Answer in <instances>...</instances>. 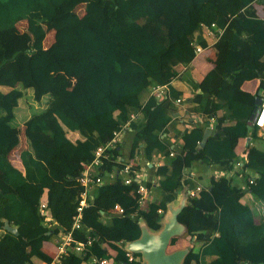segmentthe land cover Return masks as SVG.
Wrapping results in <instances>:
<instances>
[{
    "label": "trees",
    "instance_id": "trees-1",
    "mask_svg": "<svg viewBox=\"0 0 264 264\" xmlns=\"http://www.w3.org/2000/svg\"><path fill=\"white\" fill-rule=\"evenodd\" d=\"M255 2L264 6V0H0V167L12 189L0 187V264H41L44 243L55 240L58 248L68 232L84 249L62 255L60 264H93V257L108 256L115 264H130L123 242L142 234L140 225L128 226L132 216H141L153 231L162 228L168 204L152 200L142 206L141 183L135 181L140 166L122 159L120 143L101 156L102 183L81 212L79 178L96 150L133 114L135 153L143 151L151 161L156 151H168L163 139L168 96L158 99L151 92L141 105L138 100L175 77L167 71L166 55L184 65L192 62L197 49L191 35L203 25L221 30L215 46L224 55L193 97L199 112L213 114L214 132L200 146L205 130L195 125L186 131L181 151L157 169L160 186L174 193L183 171L196 161L229 171L241 162L235 174L244 182L213 177L189 196L178 215L187 234L173 237L168 249L191 245L182 264H264V131L248 129L259 93L243 88L259 79L264 93V17ZM21 21L26 31L17 36ZM49 31L54 40L45 47ZM8 38L21 39L22 54H10ZM28 89L33 100L48 99L29 117ZM16 118L23 120L28 142L18 153L20 165L10 157L21 124L15 125ZM128 186L134 194L123 200ZM30 188L38 199L27 197ZM77 217L80 226L74 227ZM5 218L19 226L18 235L4 228ZM136 256L133 264H143Z\"/></svg>",
    "mask_w": 264,
    "mask_h": 264
},
{
    "label": "crops",
    "instance_id": "crops-1",
    "mask_svg": "<svg viewBox=\"0 0 264 264\" xmlns=\"http://www.w3.org/2000/svg\"><path fill=\"white\" fill-rule=\"evenodd\" d=\"M255 6L258 9L260 16L264 17V6L260 2H255ZM17 28L18 27L16 25V31ZM15 33L17 36L19 34H23L21 31L19 33ZM216 33V28L203 25L191 35V41L197 49V54L188 65L177 62L171 55H166L164 58L168 73H175V77L172 79L170 84L166 85V93L164 94V96L167 95L169 99L167 112L170 116V121L167 124L165 133L163 134V139L169 146L168 151H156L153 155V159L148 161L144 156L143 151L141 154H136L133 150V140L137 134L136 130L130 126L129 128L124 129L118 136L117 143H120L121 146L120 152L122 159L130 161L132 164H139L140 166V168L136 170L135 181L140 182L146 187L149 184L151 185L150 187H147L146 199L142 203V206L145 208L147 202L152 200H163L168 204V210L162 213L163 224L170 215L169 208L171 206L173 208L181 207L182 204L188 201V197L192 192L198 193L199 190L208 187L211 178L223 175H232L226 167L220 165H207L200 161H196L190 169H185L183 171L182 181L179 188L172 194H166L160 186V180L163 178V175L157 174L159 166L168 165L173 156H175V153L181 151L184 143L183 136L186 131L191 129L193 126L198 125L205 131L207 129H211L212 133L214 132L213 114L211 112H199L197 110L196 102L193 101V97L197 92H199L198 83L201 78L224 57L222 51L215 46V42L217 40L215 38ZM53 39L54 37L52 36L50 38L48 37V39L46 38L44 42L45 47H48L53 42ZM262 60L264 61V58ZM76 81L77 78L72 77V84ZM259 85V79H253L246 81L243 88L252 93L258 92L262 94V90L259 89ZM152 90L145 93L142 96V100L139 98V105L146 101L147 95H150ZM42 102H45V98ZM27 112L26 116H31V112ZM137 118L138 116L136 115L135 119ZM23 128L24 125L21 123L16 130L18 142L11 149L10 154L11 159L16 161V164L18 165H20L17 160L18 153L20 150L22 151L23 149L28 148V142ZM239 149H241V144ZM170 152L173 154H170ZM4 174L3 169L0 167V187H2L5 191H11L12 189L3 181ZM113 175H115V173L107 174L105 175V179L109 180V178H112ZM232 177L235 178V181L238 184H243L244 180L241 176L234 174ZM25 192L30 200L33 201L38 199L35 188L25 189ZM133 194V187L128 186L122 194V199L126 200L132 197ZM94 196L95 192H90L87 196H85L86 202H91L94 199ZM135 224H138L141 227L144 224L143 218L137 214L132 216V221H128L129 227H133ZM123 244L125 246L127 243L123 242ZM42 255L43 258H41L42 260L40 259L41 263L47 261V258L56 259L58 256L57 241L51 240L45 242L42 248Z\"/></svg>",
    "mask_w": 264,
    "mask_h": 264
},
{
    "label": "built area",
    "instance_id": "built-area-1",
    "mask_svg": "<svg viewBox=\"0 0 264 264\" xmlns=\"http://www.w3.org/2000/svg\"><path fill=\"white\" fill-rule=\"evenodd\" d=\"M211 27L217 29V33L215 35V38L217 39L219 37V34L221 33V30L216 27V25H212ZM166 85H158L155 86L152 90V94H154L158 99L164 97V94L166 93ZM262 96V102L259 106V109L257 110L255 114V119L253 120L254 126H258L262 131H264V93L261 94ZM136 118V115L133 114L131 116L130 121H128L123 127L122 130L116 131L114 138L112 139L111 142H109L105 146H100L96 152H95V158L94 160L87 164L86 167L82 171V175L79 178V182L84 186V190L81 192L80 195V206L78 207V210L81 212L83 207L86 206L87 202L85 200V196H87L96 186L102 183V177L99 175L98 171V165L101 162V156L103 153H105L109 148L115 146L118 142V136L121 134V132L124 129H127L131 126V120H134ZM251 140V139H250ZM173 154V153H171ZM241 165V162H237L235 164L234 169L230 170L231 176H234V174L237 172ZM230 176V175H228ZM132 181V178L126 179V183L129 184ZM200 191V190H199ZM139 193L141 194V204L145 201L146 195H147V187L143 186L141 184L139 188ZM197 192H192L190 196H195ZM41 207L43 209L42 214L44 213L45 209V204H41ZM119 212H123V208L117 206L116 207ZM79 222H80V217L76 218V221L74 223V227H79ZM126 247V246H125ZM84 249V243L82 242H75L72 236L71 232H68L62 236V238L58 241V256L56 259H53L51 262H43L41 264H60V258L62 255L68 253V252H73V253H80ZM126 254L128 258V262L130 264L135 263L138 258L136 256V253L130 251L126 247ZM142 259V257H141ZM114 257H93L92 258V263L93 264H115L114 263Z\"/></svg>",
    "mask_w": 264,
    "mask_h": 264
},
{
    "label": "water",
    "instance_id": "water-1",
    "mask_svg": "<svg viewBox=\"0 0 264 264\" xmlns=\"http://www.w3.org/2000/svg\"><path fill=\"white\" fill-rule=\"evenodd\" d=\"M261 102L262 96L259 93L256 98V108L250 118L248 126L250 131L254 127L253 120L255 119V114L259 109ZM211 134V129H207L205 131V134L200 142V146L205 145ZM250 139L251 137H248V141H250ZM186 203L182 204V206L178 208H173L172 206L169 208L170 215L167 217V220L164 222L159 231H151L144 222L141 236L133 241L127 242L125 245L127 249L136 254H140L143 264H182L186 255L189 253L191 246L179 248L172 252H169L168 248L173 237L184 236L187 234L186 226L178 219V215ZM4 228L16 235L19 234V226L12 225L10 220L7 218L4 219Z\"/></svg>",
    "mask_w": 264,
    "mask_h": 264
},
{
    "label": "rangeland",
    "instance_id": "rangeland-1",
    "mask_svg": "<svg viewBox=\"0 0 264 264\" xmlns=\"http://www.w3.org/2000/svg\"><path fill=\"white\" fill-rule=\"evenodd\" d=\"M80 13H82V12H80ZM27 23L26 22H24V21H22V22H19L18 24H17V33H19L20 31L22 32V33H24L25 31H26V27H27V25H26ZM45 26H46V28L47 29H50L51 30V28L50 27H48V24L47 23H45ZM50 33H48V36H47V39H48V37L50 38L51 36L52 37H54V32H52V31H49ZM53 33V34H52ZM19 36H21V34H19ZM54 40V39H53ZM7 43L9 44V47H8V49H9V51H10V54H14V53H16L18 50H21L22 48H23V45H22V43H21V39H11V38H8L7 39ZM18 54L20 53V54H22L21 53V51L20 52H17ZM17 57V56H16ZM32 89H28V91H27V93H26V97H24V99H25V102H27V99L30 101V102H32V106H30V112H31V114H33V113H35V112H38V111H40V110H42V109H44L46 106H47V102H48V99L45 97V102H38V101H36V100H33V98L31 97V95H32ZM28 94V95H27ZM43 105H44V107H43ZM42 106V107H41ZM18 118V117H17ZM16 118V120L14 121V123H15V125H18V124H20V123H22L23 122V120H18ZM164 218H165V216H164ZM163 218V219H164ZM194 239V238H193ZM191 246V245H190ZM186 247V246H185ZM178 248H182V247H180V246H174V247H171L170 249H168V251L169 252H172V251H174V250H176V249H178Z\"/></svg>",
    "mask_w": 264,
    "mask_h": 264
}]
</instances>
